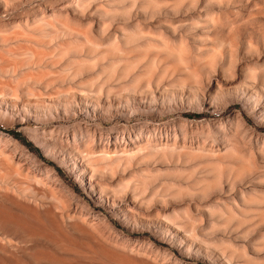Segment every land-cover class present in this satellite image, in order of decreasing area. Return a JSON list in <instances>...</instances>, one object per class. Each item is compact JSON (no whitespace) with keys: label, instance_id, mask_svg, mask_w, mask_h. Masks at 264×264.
I'll use <instances>...</instances> for the list:
<instances>
[{"label":"rangeland","instance_id":"374dc122","mask_svg":"<svg viewBox=\"0 0 264 264\" xmlns=\"http://www.w3.org/2000/svg\"><path fill=\"white\" fill-rule=\"evenodd\" d=\"M0 93V264H264V0H0Z\"/></svg>","mask_w":264,"mask_h":264},{"label":"bare ground","instance_id":"6f19581e","mask_svg":"<svg viewBox=\"0 0 264 264\" xmlns=\"http://www.w3.org/2000/svg\"><path fill=\"white\" fill-rule=\"evenodd\" d=\"M76 93L82 95V94L84 93V91H83V90H80V91H77ZM84 94H85V93H84ZM0 96H1V97H4V98H5V97H8V96H6V95L4 96L3 93H2V94L0 93ZM1 162H2V161H1ZM10 165H11V164H10ZM1 166H2V165H1ZM2 167H3V166H2ZM3 170H4V169H3ZM7 170H8V169H7ZM5 171H6V170H5ZM12 171H13V170H12ZM13 173H14V171H13ZM1 174H2V173H0V176H1ZM5 174H6V173H5ZM7 175H8V173H7ZM3 176H4V174L2 175V177H3ZM5 176H6V175H5ZM17 176H18V175H17ZM8 177H9V176H8ZM8 177H7V178H8ZM3 178H4V177H3ZM24 179H25V178H24ZM23 186H24V185H23ZM24 187H25V186H24ZM26 187H27V186H26ZM20 188H21V187H20ZM29 189H30V188H29ZM3 190H5V189H3ZM41 193H43V192H41ZM15 202H16V201H15ZM18 204H19V203H18ZM18 206H19V205H18ZM22 206H23V205H22ZM25 208H26V207H25ZM27 209H28V208H27ZM33 210H34V209H33ZM30 211H31V209H30ZM4 212H6V211H4ZM35 212H36V211H35ZM35 214H36V213H35ZM50 214H51V213H50ZM11 215H12V214H11ZM37 216H38V215H37ZM39 219H40V218H39ZM54 219H55V218H54ZM54 219H53V220H54ZM11 220H13V219H11ZM56 222H57V221H56ZM56 224H57V223H56ZM26 227H27V226H26ZM58 227H59V226H58ZM59 229L61 230V228H59ZM37 233H39V232H37ZM63 234H64V233H63ZM0 241H3L1 237H0ZM12 242H13V241H12ZM4 243H5V242H4ZM7 243L9 244L10 241H8ZM13 243H14V242H13ZM17 245H18V244H17ZM16 248H17V247H16ZM3 252H4V251H3ZM49 253H50V252H48V254H49ZM6 254H7V253H6ZM50 255H51V253H50ZM52 256H53V254H52ZM53 257H54L55 259L57 258V257H55V256H53ZM48 258H51V257H48ZM54 258H52V259H54ZM60 259H62V258H60ZM57 260H58V259H57ZM129 261H130V260H129ZM67 262H68V261H67Z\"/></svg>","mask_w":264,"mask_h":264}]
</instances>
